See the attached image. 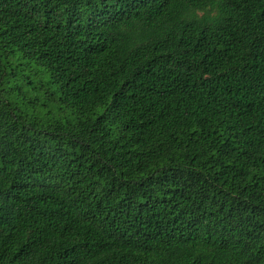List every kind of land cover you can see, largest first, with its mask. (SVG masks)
<instances>
[{"label":"trees","instance_id":"1","mask_svg":"<svg viewBox=\"0 0 264 264\" xmlns=\"http://www.w3.org/2000/svg\"><path fill=\"white\" fill-rule=\"evenodd\" d=\"M0 264H264V0H0Z\"/></svg>","mask_w":264,"mask_h":264}]
</instances>
